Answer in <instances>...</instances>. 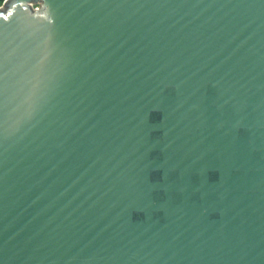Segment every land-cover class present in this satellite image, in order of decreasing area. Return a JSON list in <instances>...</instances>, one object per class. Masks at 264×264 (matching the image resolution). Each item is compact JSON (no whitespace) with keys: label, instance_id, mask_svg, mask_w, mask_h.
<instances>
[{"label":"water","instance_id":"1","mask_svg":"<svg viewBox=\"0 0 264 264\" xmlns=\"http://www.w3.org/2000/svg\"><path fill=\"white\" fill-rule=\"evenodd\" d=\"M0 264H264V0H10Z\"/></svg>","mask_w":264,"mask_h":264},{"label":"rangeland","instance_id":"2","mask_svg":"<svg viewBox=\"0 0 264 264\" xmlns=\"http://www.w3.org/2000/svg\"><path fill=\"white\" fill-rule=\"evenodd\" d=\"M5 0H0V12H5L6 11V4L9 3L10 0H8L7 3H4Z\"/></svg>","mask_w":264,"mask_h":264},{"label":"built area","instance_id":"3","mask_svg":"<svg viewBox=\"0 0 264 264\" xmlns=\"http://www.w3.org/2000/svg\"><path fill=\"white\" fill-rule=\"evenodd\" d=\"M7 2H8V0H5V1H4V3H7Z\"/></svg>","mask_w":264,"mask_h":264}]
</instances>
